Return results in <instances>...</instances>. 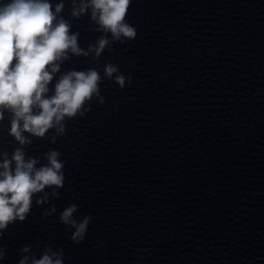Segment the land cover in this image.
I'll list each match as a JSON object with an SVG mask.
<instances>
[{"label": "clouds", "instance_id": "obj_1", "mask_svg": "<svg viewBox=\"0 0 264 264\" xmlns=\"http://www.w3.org/2000/svg\"><path fill=\"white\" fill-rule=\"evenodd\" d=\"M131 0H71L70 15L76 19L89 15L94 31L102 33L87 50L78 44L79 32L71 31V23L61 16L64 0L53 5L50 0H7L0 3V121L5 112L10 114L9 134L20 145L0 154V233L16 221L23 222L29 215L33 197L50 189L53 198H59L58 189L64 186V162L61 153L50 150L44 154L46 164L39 158L27 157L25 145L30 137L43 138L50 129L56 135L65 132V118L84 116L93 97L100 103L99 85L102 82L97 69L69 70L59 76L49 95V85L61 65L71 56L98 59L114 42L124 43L135 39L136 28L126 23ZM110 34V38L109 35ZM104 77L113 80L123 89L131 77L120 74L117 65L106 63ZM56 136L52 137L55 142ZM37 165H40L37 167ZM35 203H49L47 193L37 197ZM72 204L60 214V222L74 229L70 239L79 244L84 241L91 216L77 221ZM56 212L53 205L43 213ZM31 246L21 249L18 264H64L62 249L46 246L39 258L31 253ZM5 256L0 249V260Z\"/></svg>", "mask_w": 264, "mask_h": 264}]
</instances>
